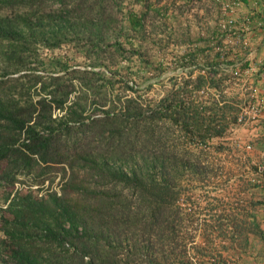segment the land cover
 Segmentation results:
<instances>
[{"label": "trees", "instance_id": "trees-1", "mask_svg": "<svg viewBox=\"0 0 264 264\" xmlns=\"http://www.w3.org/2000/svg\"><path fill=\"white\" fill-rule=\"evenodd\" d=\"M192 1L0 0V185L7 197L17 175L36 187L62 177L58 192L22 187L0 207V252L13 264H223L222 251L245 246L249 233L263 237L218 211L219 197L204 206L199 242L176 224L193 215L177 202L180 180L203 185L215 174L207 157L237 147L229 127L251 85L242 96L227 90L247 63L234 67L225 30L216 17L198 24ZM178 15L197 27L192 37L188 22L180 32L181 73L144 98L117 57L149 72L152 86L164 64L148 39L162 40L168 22L182 25ZM61 45L65 54H52ZM91 104L100 115L84 114Z\"/></svg>", "mask_w": 264, "mask_h": 264}, {"label": "crops", "instance_id": "crops-1", "mask_svg": "<svg viewBox=\"0 0 264 264\" xmlns=\"http://www.w3.org/2000/svg\"><path fill=\"white\" fill-rule=\"evenodd\" d=\"M220 1L194 0L188 14L196 12L199 20H207L202 22V26L207 27L215 23L208 16L210 6L216 4L218 13L215 17L220 28ZM178 17L182 19V15ZM233 17L231 30L230 26L223 29L226 35L224 42L231 48L230 55L235 60V68L240 63H247V67L239 71V75L243 76L240 84L243 86L245 82H251L256 87L255 99L259 101V108L249 113L245 120L229 127L227 138L229 142L245 149L246 154L242 157L249 169L223 176L224 183L218 188V197L226 204L218 211L243 217L245 223L261 230L263 237L255 232L249 233L245 246H235L233 252L222 251V254L234 256L233 264H264V0H237ZM257 21L260 24H256ZM239 94L242 96V90Z\"/></svg>", "mask_w": 264, "mask_h": 264}, {"label": "rangeland", "instance_id": "rangeland-1", "mask_svg": "<svg viewBox=\"0 0 264 264\" xmlns=\"http://www.w3.org/2000/svg\"><path fill=\"white\" fill-rule=\"evenodd\" d=\"M210 10L211 11L209 13L208 18L210 17V20H212L211 18L214 19L215 15L218 13L216 4L215 6L214 4L210 6ZM181 20H182L181 23L182 25H179L177 21H174L173 25H170V22H168L166 26H164L163 31L159 32L160 36H162L163 38L162 40L158 41L157 39H155V42H153L152 39H148L149 53L152 52L154 54L161 56L163 58L162 60L164 64L162 70L159 73V76L157 77V81L152 83V86L145 87L144 85L145 81L147 82L153 80L154 78L150 76L149 72L146 73L135 72L136 68L133 64H131V59L130 60H126L124 58L118 59L117 57V60L120 62L121 65L126 66L127 64H130L128 68L125 67L121 70H123V72L125 73V79L127 80L128 83L138 85L137 86L138 92H140L144 98L155 97L160 95L163 92V89L167 86V77L170 75H177L181 73L180 66L175 62L174 56L180 53L182 51V48L184 47V42L186 41L187 35H183V33L180 32L186 29L188 19L187 20L181 19ZM194 21L195 19L192 20L189 19L188 22L189 32L191 37L195 35V32L197 30L196 23ZM204 21L207 20H199L198 24L204 25L202 24V22ZM159 24H161V20L156 19V21L154 22V26L157 25L155 29L159 28ZM66 51H67V47L65 45H61L60 47L53 49L52 54L63 55L65 54ZM45 52H46L45 49L41 50L40 54L44 55ZM74 63L79 67L82 66L89 67L87 59L79 54H75ZM95 68L104 70L109 76L110 71L106 70L104 66L98 65L95 66ZM241 77L243 76L239 75L238 77L239 79L236 81L237 83L235 84L234 82L230 84L227 90L244 91V87L240 84ZM109 78L111 80H118L116 76H110ZM119 86H123L122 82L120 81L114 84V90H118ZM77 88H78V84H75V87L73 89L74 91H72L71 93L73 94V92H75ZM84 114L86 116L100 115L101 110L99 109L93 110L91 104L86 107ZM227 140L229 139L227 138ZM236 146L237 147L233 149L232 153L223 151L219 153V155L213 154L207 157V160L211 161L212 166L215 169V174L213 177H208L207 180L203 181V185L200 182L194 180L188 182V180L183 178L179 182L180 194L177 199V202L184 210L193 211V215L191 216V218H183L182 220L178 221L176 224L181 228V231H185V232L187 231L193 233L194 240L196 242H199L201 240L199 234L201 231L200 226L202 219L206 218V215L202 214L204 210V206L208 202L213 203V201H216L213 198L218 197V193H219L218 188L223 186L224 183V180L222 179L223 176H228L235 172H245L247 169H249V165L246 163L245 158L242 157L246 154L245 149L242 146H238V145ZM17 176L18 179L17 181L14 182L12 188L10 187V192L7 195V197H5V194L7 193L6 191L8 189V186L0 185V207L5 205L7 198L10 197V195L15 189L30 186L33 188V192L39 195L47 191L58 192L60 188V184L62 182V177L60 172L53 174L50 180H44V182L38 185V187H36L35 184H29V183H33L31 181L30 175L29 176L17 175ZM194 226L195 227L197 226L198 228L194 230L193 229ZM214 242H215V247L219 248L220 241L218 237H214ZM225 257H226V261L223 264H233V262L235 261L234 256L232 257L225 256ZM0 264H13V262L11 261L10 258H8L6 254L0 252Z\"/></svg>", "mask_w": 264, "mask_h": 264}, {"label": "built area", "instance_id": "built-area-1", "mask_svg": "<svg viewBox=\"0 0 264 264\" xmlns=\"http://www.w3.org/2000/svg\"><path fill=\"white\" fill-rule=\"evenodd\" d=\"M237 0H221L220 1V10L222 11V18L220 20V28L223 30L227 26H231L234 24V17L233 13L235 10V3ZM256 24H260V21H257ZM227 29V28H226ZM248 89V96L249 99L246 101V103H242L240 105V109L237 114L236 122H241L245 120L246 116L249 113H254L259 108V101L255 99V92L256 87L252 84L247 87ZM248 147V145H246Z\"/></svg>", "mask_w": 264, "mask_h": 264}]
</instances>
